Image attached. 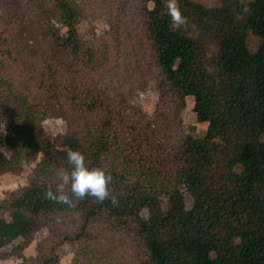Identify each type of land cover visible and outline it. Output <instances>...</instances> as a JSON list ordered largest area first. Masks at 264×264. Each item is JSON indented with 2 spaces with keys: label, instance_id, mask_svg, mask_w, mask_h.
Returning a JSON list of instances; mask_svg holds the SVG:
<instances>
[{
  "label": "trees",
  "instance_id": "obj_1",
  "mask_svg": "<svg viewBox=\"0 0 264 264\" xmlns=\"http://www.w3.org/2000/svg\"><path fill=\"white\" fill-rule=\"evenodd\" d=\"M121 1L122 14L117 0L110 5L112 39L119 40L118 23L133 15L144 48L126 42L116 65L111 45L96 50L80 36L75 0H21L50 34L49 57L18 58L0 43V123L11 130L0 131V171L34 162L28 185L0 204L7 213L0 217V249L21 239L15 247L21 256L39 227L62 216L76 225L63 238L86 240L88 224L101 217L133 237L136 264H264V0H219L211 7L178 0L185 19L213 36L212 58L198 38L172 26L166 0ZM249 31L259 39L254 51L247 47ZM7 32L3 23L0 38ZM127 64L135 68L121 67ZM12 66L24 72L19 83L8 74ZM128 71L139 88L156 81L153 113L129 106L115 89ZM49 92L63 95L71 113L68 131L53 137L39 130L48 114L40 99ZM187 96L209 109L202 137L170 119L169 109L183 108ZM70 148L111 175L104 201L73 198L75 207L68 208L45 199V190L61 182L57 173L69 170ZM5 150H12L8 160ZM63 191L70 194V184ZM41 247L34 264H56V244Z\"/></svg>",
  "mask_w": 264,
  "mask_h": 264
},
{
  "label": "rangeland",
  "instance_id": "obj_2",
  "mask_svg": "<svg viewBox=\"0 0 264 264\" xmlns=\"http://www.w3.org/2000/svg\"><path fill=\"white\" fill-rule=\"evenodd\" d=\"M30 2L31 0H25ZM206 7L219 5V0H193ZM246 3L248 0H238ZM16 0H0V29L3 23L7 24V34L0 38L2 49L8 47L16 56L24 59L47 58L50 56L51 37L42 24L38 21L36 14L31 10L28 4H22L19 0V7L15 4ZM75 4L80 10V21L78 31L80 36L85 40H91L96 50H103L106 44L111 45L109 54L112 64L119 63L116 58L120 54L121 48L127 42L130 46L135 47V51L144 48V42L137 44V36L142 32V24L135 16H130L127 22L118 23V41H114L111 36V26L109 23L110 9L113 0H75ZM118 13L122 14L125 10L123 1L117 0ZM115 3L114 5H116ZM151 6V3H149ZM113 8V7H112ZM132 14V12H130ZM245 15L235 16V21L240 23ZM7 20H11L9 23ZM173 26V24H172ZM175 29L184 31L188 35L198 38L206 49L208 58H212L217 50L213 36L200 30L192 21L185 19V22L179 26H173ZM52 28L59 33H64L65 29H60L55 23ZM139 39V38H138ZM136 42V43H134ZM259 44L257 36L250 31L247 36V47L254 51ZM112 53V54H111ZM113 65V66H114ZM120 66V65H119ZM114 69L118 70L120 67ZM119 67V68H118ZM122 68H135V65H122ZM19 72L23 71L12 66L8 74L14 76L19 83ZM130 72L128 71L122 79H118L115 85L117 92H122L127 97L129 106L141 110L147 114L154 112L158 100V91L156 81L149 78L144 88H139L130 82ZM21 82H31L28 77H21ZM41 100L42 108L48 111L39 123V130L50 136H58L68 131L69 115L68 104L63 95L57 92L44 94ZM170 110V119L174 124H181L183 130L194 136L202 137L205 133L209 109L205 106L196 104L192 96L185 98L183 108L175 106ZM22 127L30 131L32 125L26 120L22 121ZM0 131L11 133V130L4 123H0ZM12 150H5L4 157L10 158ZM34 162H23L22 166L14 171L6 169L0 171V204L2 200L17 194L20 190L28 185ZM186 206L190 202L188 197L185 198ZM146 212H143V216ZM7 217V213L0 208V217ZM90 238L86 240L73 241L63 238L65 234H71L76 231V225L73 219L59 217L53 221L45 222L39 227L32 236L29 244L21 250V256L15 253V247L21 239L14 240L10 245L0 249V264H34V258L38 256L42 245L46 247L51 243L56 244V254L58 261L56 264H136L134 261L136 254V242L127 232L116 231L111 228L101 217L94 218L88 224ZM71 236V235H70ZM82 240V241H81Z\"/></svg>",
  "mask_w": 264,
  "mask_h": 264
},
{
  "label": "clouds",
  "instance_id": "obj_3",
  "mask_svg": "<svg viewBox=\"0 0 264 264\" xmlns=\"http://www.w3.org/2000/svg\"><path fill=\"white\" fill-rule=\"evenodd\" d=\"M166 7L173 26L185 22L178 0H166ZM65 155L69 170H61L57 173L61 182L56 185L55 190L51 186L45 190V199L74 208L73 198L83 199L85 196H91L96 201L102 202L109 197L108 183L111 175L106 173L104 168L89 166L84 154L77 149H67ZM69 184L70 194L63 191L64 186ZM111 199L113 203L117 202L115 196ZM57 221L59 222V217Z\"/></svg>",
  "mask_w": 264,
  "mask_h": 264
}]
</instances>
